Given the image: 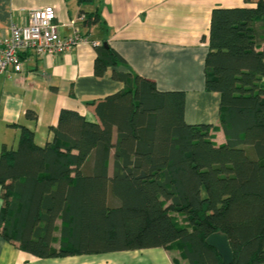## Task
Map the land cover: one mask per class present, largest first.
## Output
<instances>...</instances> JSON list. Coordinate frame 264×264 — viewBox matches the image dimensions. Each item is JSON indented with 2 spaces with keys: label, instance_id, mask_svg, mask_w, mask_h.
Masks as SVG:
<instances>
[{
  "label": "trees",
  "instance_id": "1",
  "mask_svg": "<svg viewBox=\"0 0 264 264\" xmlns=\"http://www.w3.org/2000/svg\"><path fill=\"white\" fill-rule=\"evenodd\" d=\"M79 16L86 29L101 23L97 8ZM207 47L225 142L185 121L182 90L114 71L124 87L88 103L98 122L62 108L51 142L21 125L16 147L2 146L0 236L41 258L163 247L175 264H223L205 241L222 232L230 264H264V0L213 7ZM96 49L95 75L125 61Z\"/></svg>",
  "mask_w": 264,
  "mask_h": 264
},
{
  "label": "crops",
  "instance_id": "2",
  "mask_svg": "<svg viewBox=\"0 0 264 264\" xmlns=\"http://www.w3.org/2000/svg\"><path fill=\"white\" fill-rule=\"evenodd\" d=\"M242 4L243 0H95L82 5L78 0H0V38L9 34L12 24H25L30 10L42 7L55 9L61 36L67 35L75 23L85 38L63 53L22 51L21 71L0 74V153L4 145L16 147L21 125L34 131L37 144L51 142L53 132L49 127L56 124L62 108L98 122L95 105L88 103L124 87L113 77L114 71L137 73L153 81L159 90H182L185 121L211 124L212 140L216 144L225 142L218 122L220 95L205 88L204 62L212 8ZM82 8H97L101 23L89 29L81 27ZM103 42L125 61L108 66L98 76L94 74V61L96 48ZM29 110L35 112V119L32 113L27 114ZM90 166L88 157L85 169ZM177 259L178 251L163 247L41 258L19 250L0 236V264H175Z\"/></svg>",
  "mask_w": 264,
  "mask_h": 264
},
{
  "label": "built area",
  "instance_id": "3",
  "mask_svg": "<svg viewBox=\"0 0 264 264\" xmlns=\"http://www.w3.org/2000/svg\"><path fill=\"white\" fill-rule=\"evenodd\" d=\"M55 16L56 12L52 7L32 9L25 24L10 26L9 34L0 38V74L21 71L22 51L53 55L70 51L85 41L75 23L71 24V31L67 35L61 36ZM82 18L83 16H79V19ZM92 44L96 45L95 42Z\"/></svg>",
  "mask_w": 264,
  "mask_h": 264
},
{
  "label": "water",
  "instance_id": "4",
  "mask_svg": "<svg viewBox=\"0 0 264 264\" xmlns=\"http://www.w3.org/2000/svg\"><path fill=\"white\" fill-rule=\"evenodd\" d=\"M103 45H107V43L103 42ZM205 241L217 251L223 264H230L232 262L233 251L228 236L225 233L213 232L206 237Z\"/></svg>",
  "mask_w": 264,
  "mask_h": 264
},
{
  "label": "rangeland",
  "instance_id": "5",
  "mask_svg": "<svg viewBox=\"0 0 264 264\" xmlns=\"http://www.w3.org/2000/svg\"><path fill=\"white\" fill-rule=\"evenodd\" d=\"M177 218H178L179 221H181V220H180V219H181L180 216H177ZM172 251H174V250H172ZM177 261H178V263H180V260H179V259H177Z\"/></svg>",
  "mask_w": 264,
  "mask_h": 264
}]
</instances>
